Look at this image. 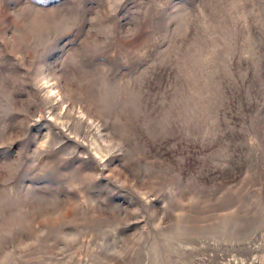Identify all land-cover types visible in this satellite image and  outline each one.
I'll use <instances>...</instances> for the list:
<instances>
[{
  "label": "rangeland",
  "instance_id": "rangeland-1",
  "mask_svg": "<svg viewBox=\"0 0 264 264\" xmlns=\"http://www.w3.org/2000/svg\"><path fill=\"white\" fill-rule=\"evenodd\" d=\"M0 150V264H264V0H0Z\"/></svg>",
  "mask_w": 264,
  "mask_h": 264
},
{
  "label": "snow or ice",
  "instance_id": "snow-or-ice-1",
  "mask_svg": "<svg viewBox=\"0 0 264 264\" xmlns=\"http://www.w3.org/2000/svg\"><path fill=\"white\" fill-rule=\"evenodd\" d=\"M67 39H71L70 37H68ZM67 39L64 41V43H67ZM75 45H71V47H74ZM3 158V153L2 150H0V160H2Z\"/></svg>",
  "mask_w": 264,
  "mask_h": 264
}]
</instances>
